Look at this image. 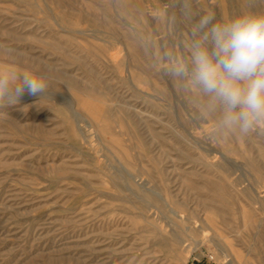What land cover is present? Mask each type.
I'll list each match as a JSON object with an SVG mask.
<instances>
[{"label": "rangeland", "instance_id": "obj_1", "mask_svg": "<svg viewBox=\"0 0 264 264\" xmlns=\"http://www.w3.org/2000/svg\"><path fill=\"white\" fill-rule=\"evenodd\" d=\"M209 12L264 0H0L49 82L0 107V264H264V133L212 137L143 43Z\"/></svg>", "mask_w": 264, "mask_h": 264}, {"label": "clouds", "instance_id": "obj_2", "mask_svg": "<svg viewBox=\"0 0 264 264\" xmlns=\"http://www.w3.org/2000/svg\"><path fill=\"white\" fill-rule=\"evenodd\" d=\"M209 12L191 27L190 37L175 47L156 49L144 40L153 66L178 82L198 118L211 122L214 138L264 133V14L244 13L214 22ZM0 107L49 89L46 77L21 67L15 50L0 47Z\"/></svg>", "mask_w": 264, "mask_h": 264}, {"label": "bare ground", "instance_id": "obj_3", "mask_svg": "<svg viewBox=\"0 0 264 264\" xmlns=\"http://www.w3.org/2000/svg\"><path fill=\"white\" fill-rule=\"evenodd\" d=\"M130 161V160H129ZM257 194V193H256Z\"/></svg>", "mask_w": 264, "mask_h": 264}]
</instances>
